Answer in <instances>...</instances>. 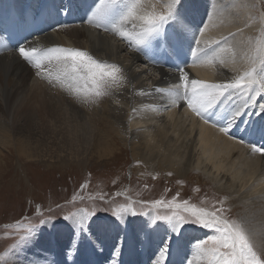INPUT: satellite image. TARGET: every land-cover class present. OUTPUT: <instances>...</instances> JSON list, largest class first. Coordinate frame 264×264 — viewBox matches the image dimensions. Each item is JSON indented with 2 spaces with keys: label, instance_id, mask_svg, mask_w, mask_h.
Segmentation results:
<instances>
[{
  "label": "bare ground",
  "instance_id": "6f19581e",
  "mask_svg": "<svg viewBox=\"0 0 264 264\" xmlns=\"http://www.w3.org/2000/svg\"><path fill=\"white\" fill-rule=\"evenodd\" d=\"M9 1L13 0H0V19L1 11L7 7ZM15 1L18 6L26 1L36 6L52 1L57 4L50 3L53 13L49 24L45 23L44 30L35 38L26 41L25 46L31 45L41 50L59 46L87 51L98 61L119 65L123 70L124 82L113 86L110 96L114 99L113 102L108 100L104 106L100 104L94 106L91 102L85 101L83 92L77 95L68 87V82L55 79L57 73L61 71V66L56 61L45 62L46 70L38 76L37 70L23 61L15 50L4 49L0 35V152L5 148H12L15 155L23 161L47 166L53 162H89L93 159L101 164L113 159L119 155L121 148H125L130 151L132 157L142 161L154 172L173 173L179 179H187L192 173L197 174L198 177L206 179L217 192L228 196L232 203L237 202L238 209L243 208L240 213L244 227L254 246L263 250L264 154L254 152L252 145L255 144L257 147L264 145V135L257 129L258 125L255 122H249L244 113L246 108L251 111L255 105L264 104V94L247 93V97L253 95V100L245 103L247 97L243 98L244 101L239 103L235 110H227L228 117L222 119V107H232L231 101L243 95L239 91L234 92L230 102L223 100L217 104L219 107L216 105L217 112H214L213 108L205 113L208 119V122H205L204 118L198 117L186 104L176 101L174 95H169L175 93L177 89L183 91L180 81L183 73L178 71L177 67L169 71L147 68L134 47L129 46L128 42L118 35L111 31H99L97 27L79 25L75 13L65 7L63 0ZM162 1L158 3L163 6L171 3V0ZM204 1H201V6L204 5ZM150 3V0L140 1L138 12L147 15V10L143 8L147 6L150 7L149 12L155 13V8L150 6ZM85 5L86 0H73L76 12ZM203 8L206 12V8ZM203 8H187L183 12L188 14L186 21L179 27L185 38L187 34L196 36L195 39L188 41L197 50L193 56L185 47L178 46L179 52L183 53L184 60L188 63L186 67L179 69L187 72L190 80L196 79L205 83H224L246 76L249 73L247 71L253 66L246 62L250 56L245 54L246 59L243 65L242 62L240 65L233 59L234 57L232 58L233 48L229 49L227 44L223 46L217 44L218 41L225 40L231 29L242 30L254 26V22H251L252 25L248 22L250 15L245 14L246 8H242L243 14L234 16L221 10L223 16L226 13L233 21L210 22L205 26L203 25L206 15ZM238 9L239 7H232L233 13ZM161 11L162 9H158L156 13ZM202 16L204 20L201 25H196ZM140 23L137 21L138 30ZM169 31L172 32V29L169 28L168 33ZM246 33L247 31L240 34L244 38L243 43L247 36L251 37L253 42L257 36L256 31L250 36ZM197 39L200 41L199 46L195 43ZM263 51L264 47L261 55ZM201 55L203 56L199 58ZM235 55L237 56V53ZM177 58L175 62L178 65L176 63L174 65L182 66L178 53ZM263 71L264 65L259 72L254 73L255 84H252L254 89L264 88ZM49 72L51 76L48 75ZM248 79L251 77L247 78L245 83ZM29 82L32 84L29 85ZM52 89L57 95L50 94ZM157 89L160 91H156ZM31 101L33 103L29 107ZM33 105L42 106L43 113L51 119L53 124L51 127L36 121ZM237 109L242 115L233 120V114ZM7 110L10 115L8 119ZM229 120H232V125L229 132L224 133L220 129L227 126ZM105 125L109 128L108 131L103 129ZM6 127L9 128V133L3 131ZM12 131L18 135L15 142L10 140ZM57 136L67 156L61 155L60 152L63 151L51 150L44 142L45 138L56 139ZM129 216L128 214L125 219H129ZM150 220L148 217V220L138 221L135 228L139 231L149 228ZM71 229L75 231L73 222H68L57 234L47 230L44 237L20 248V254L13 256L12 264H29V261L39 264H92L90 261L93 252H99L105 259L113 255L109 252L113 235L108 236L101 232V237L105 241L94 243L91 238L93 232L83 237L77 231L76 237L71 232L68 233ZM163 234L174 235L167 257L168 264H187L185 257L192 259L194 249L190 243L183 244L180 240V237L185 236L186 230L177 236L171 232L170 226L163 228L160 225L144 231L145 240L138 242V246L143 244L138 254L128 253L135 248L131 238H128L127 245L122 248L124 252L118 258L114 257L117 264H123V261L127 262L130 259L131 264H155L158 250L154 252V246L159 248L160 237ZM66 236H72L73 239L70 238V241L67 240L68 243L63 242L60 245L61 240L59 242L57 240ZM37 244H40L41 248L37 249ZM105 259L96 261V264H104Z\"/></svg>",
  "mask_w": 264,
  "mask_h": 264
},
{
  "label": "rangeland",
  "instance_id": "374dc122",
  "mask_svg": "<svg viewBox=\"0 0 264 264\" xmlns=\"http://www.w3.org/2000/svg\"><path fill=\"white\" fill-rule=\"evenodd\" d=\"M156 1L157 3H155V0H150V6L155 8L154 14H167L168 9L165 8L167 5L163 6L158 3L159 1L160 3L163 2L162 0ZM201 1L203 0H182L184 5L182 12H185L187 8L195 9L205 7L206 12L204 8L203 12H205L206 16L205 24H202L203 26L210 24V22L231 23L233 18H229L226 13H224L223 16L222 11L227 12V14L232 13L234 16V14H243V11H241L242 8H246L245 14L252 16V18L249 16L250 19L248 22L251 25L254 22L253 27L242 30L231 29L232 31L230 30L225 37L227 39L218 41L217 44L219 46L227 44L229 45V47L227 46L229 49L233 48L232 58L234 57L233 59H235V61L237 60L236 62L239 64L242 62L241 64L243 65L246 59L245 54L250 56L246 62L253 66L247 72L253 73L250 80L252 84H255L253 80V78H255L254 73L259 72L262 65H264V51L262 55L260 54L264 47V0H205L203 6H201ZM233 4H235V7H239L238 11L234 13L232 11V7H234ZM143 8L147 10V15L153 14L149 12L150 7L146 6ZM158 9H162L161 13H156ZM186 14H188V12L184 13V15ZM228 19L229 21H227ZM245 31H247L246 34H249V36L252 32L256 31L257 36L253 39V42L252 38L247 36V38H245V43H243L244 38L240 34ZM199 34L200 32L198 33V37ZM234 52L235 54L237 53V56ZM202 56L203 55L199 56V58ZM37 80L40 81L39 78ZM41 82L42 81H40V83ZM31 84L32 82H29V85ZM54 91L55 90L52 89V92H49L51 95H57ZM112 91L113 87L110 89L109 95L99 97L96 103L91 104L94 106L97 104L104 106V103L108 100L113 102L114 99L110 98ZM242 94L240 98H237V100L234 99L233 102L231 99L229 100V102L231 101L232 103V109H229L230 111L238 107L240 105L239 103L244 101L243 98L247 97V93ZM32 103L31 101L29 107H31ZM114 103L117 104V101ZM25 104H27L26 101ZM32 110L35 112L36 121L43 123L45 126L51 127L53 125L51 119L43 113L42 106L33 105ZM7 115V119L10 118L8 110ZM106 127L105 125L103 129L108 131L109 128L107 127L106 129ZM5 129L6 130L3 131L9 133V128L6 127ZM20 135L21 134H19V136ZM22 135L25 136L23 133ZM21 137L23 138V136ZM57 138H50L49 140L45 138L44 142L47 143L51 150L56 152L57 150L63 151L60 152L62 153L61 155L67 156L65 148L59 143L58 136ZM10 140L14 142L18 140V135L15 131L10 132ZM53 141L54 143H52ZM58 147H60L61 150ZM118 154L119 155L115 156L113 159L104 161V163L101 164L99 161L93 159L89 162H53L46 166L37 162L23 161V159L15 155L12 148L1 150L0 256L4 257V259L0 261V264H12V258L14 255L20 254V248L29 242L32 243V241L44 237L47 230L53 234H57L59 230L65 228L68 222H72L71 220H65L64 217L73 216L74 214L95 213V215L91 216L88 220V228L85 232L81 233V236L84 237L93 232V237L91 236L92 241L94 243H102V241L104 242L105 240L102 239L101 232H103V234H108V236L109 234L113 235L112 239L109 238L112 241L110 250L113 255L105 259L109 264L117 263L114 257L118 258V256L124 252L122 248L127 245L126 240L128 238H131L135 245L134 251L138 253L136 252L138 248L141 249L143 246V244L138 246V242L144 239V231L146 229L150 227L155 228L159 225L163 228L164 226L169 227L165 222L158 220L156 225L151 224L149 228L139 231L135 228L138 221L143 222L144 220H148V217H150V221H152L155 217L171 216L174 213L187 215L183 210L184 201L188 202L189 207L194 205L198 208L203 207L205 209H223L222 215L224 218L228 219L230 222L242 224L244 226L240 213L243 208L241 207V209H238L237 202L232 203L228 196L217 192L206 179L198 177L199 175L193 173L190 174L187 179H179L176 178L173 173L164 174L162 171L154 172L153 169L146 166L142 161L132 157L130 151L125 148H121ZM156 200L164 201V203L162 205H154L153 202ZM177 204L182 206L177 208L175 207ZM123 208H132L137 215L129 214L130 216L129 219L127 218V223L125 222V218L128 214H123V219H118L113 215L114 211H121ZM144 213H148V215H144ZM41 221H47V223L41 224ZM32 227H36V234L30 241L21 242L23 238L28 235V230ZM119 230H122V232H119ZM185 230L186 234L190 233V235L187 234L188 236L186 237L185 234L184 237H180V240L183 244L190 243L189 245L193 247V249H195L197 240H205L209 235L215 234L211 230L194 226H188ZM70 232L73 236H76V230L74 231V229H71L68 233ZM246 232L248 233L247 230ZM70 238L73 239L72 236L61 237L57 242L61 240L60 245H62L63 242L68 243ZM164 238H167L169 243L172 244L171 242L174 239V235L163 234L160 237L159 248L154 246V252L157 250L159 252ZM209 246H211V244ZM39 248H41L40 244H37V249ZM100 248L101 247L98 249L100 250ZM256 249L261 254L262 258H264V249L260 250L257 247ZM45 253L47 254V250H45ZM28 263L39 264L33 261H29ZM197 263L207 264V260H198Z\"/></svg>",
  "mask_w": 264,
  "mask_h": 264
},
{
  "label": "snow or ice",
  "instance_id": "6c2138e0",
  "mask_svg": "<svg viewBox=\"0 0 264 264\" xmlns=\"http://www.w3.org/2000/svg\"><path fill=\"white\" fill-rule=\"evenodd\" d=\"M139 4L140 0H99L91 13L93 18L88 20V23L118 35L128 42L129 46L134 47L137 53L144 52L149 47L159 48L162 43L170 42L169 28L172 29V36L177 42L184 38V32L179 27L182 22L186 21V15L182 12L184 8L182 0H171V3L167 5V14L160 15L154 13L141 15L138 12ZM137 21L141 22L139 30ZM195 43L197 46L200 45L198 39ZM15 51L23 61L37 70L38 76L46 70L45 62L56 61L61 66V71L57 73L55 79L68 82V87L77 95L83 92L87 102L96 103L97 98L109 95L113 86L124 82L123 70L119 65L98 61L84 50L59 46L41 50L31 45H18ZM192 54L196 55L195 49ZM178 71L183 73L180 76L183 91L177 89L175 93H169V95H174L176 101L186 104L198 117L204 118L205 122H208L205 113L215 108L218 103H222L223 100H230L234 92L264 94V88L254 89L250 79L245 83L252 73L224 83H205L196 79L190 80L188 73L183 69L178 68ZM48 75L51 76V73L49 72ZM251 100H253V95H248L245 103ZM259 108L261 113H264V104L259 105ZM241 115V111L237 109L232 119ZM231 125L232 120H229L227 126L221 127L220 130L228 133ZM252 150L264 154V145L257 147L253 144ZM163 203L164 201L161 200L153 202L154 205ZM181 206L180 204L175 205L177 208ZM183 210L187 215L174 213L171 216H158L153 218L151 224L156 225L158 220L163 221L177 236L181 235L188 226L208 229L215 233L205 240H197L192 254L193 258L185 257L187 264H197L198 260L203 259L207 260V264H264V258L254 246L245 227L224 218L223 209H205L194 205L189 207L188 202L184 201ZM123 214L137 215L132 208H123L121 211L113 212L118 219H123ZM94 215V212L74 214L64 219L71 220L75 230L83 233L88 228V220ZM43 223L47 221H41V224ZM36 232V227L30 228L28 235L21 242L30 241ZM170 245L168 239L164 238L155 264H168ZM3 259L4 257L0 256V261Z\"/></svg>",
  "mask_w": 264,
  "mask_h": 264
}]
</instances>
